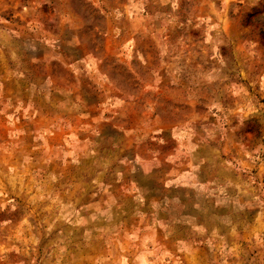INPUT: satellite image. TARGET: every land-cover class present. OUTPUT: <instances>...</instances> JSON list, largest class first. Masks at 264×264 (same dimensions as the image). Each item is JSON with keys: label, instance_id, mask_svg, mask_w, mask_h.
Segmentation results:
<instances>
[{"label": "rangeland", "instance_id": "rangeland-1", "mask_svg": "<svg viewBox=\"0 0 264 264\" xmlns=\"http://www.w3.org/2000/svg\"><path fill=\"white\" fill-rule=\"evenodd\" d=\"M0 264H264V0H0Z\"/></svg>", "mask_w": 264, "mask_h": 264}]
</instances>
